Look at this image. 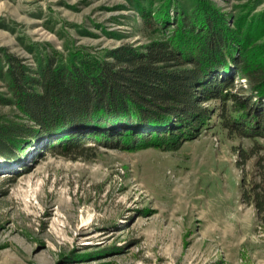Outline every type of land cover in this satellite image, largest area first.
<instances>
[{
  "label": "rangeland",
  "instance_id": "obj_1",
  "mask_svg": "<svg viewBox=\"0 0 264 264\" xmlns=\"http://www.w3.org/2000/svg\"><path fill=\"white\" fill-rule=\"evenodd\" d=\"M163 1L0 0V55L6 48L35 67L36 55L52 49L144 45L168 32L143 22L142 11L157 15ZM211 1L230 25L241 13L237 24L254 20L247 34L264 40V0ZM228 70L217 76L232 80L230 92L247 93L246 79ZM221 103H201L216 111L208 124L164 148L153 139L91 141L84 153L61 154L64 128L20 140L13 157L0 155V264H264V226L241 200L236 164L241 150L264 153V135L229 131L217 113L232 100ZM0 117L29 122L1 102Z\"/></svg>",
  "mask_w": 264,
  "mask_h": 264
},
{
  "label": "trees",
  "instance_id": "obj_2",
  "mask_svg": "<svg viewBox=\"0 0 264 264\" xmlns=\"http://www.w3.org/2000/svg\"><path fill=\"white\" fill-rule=\"evenodd\" d=\"M155 13L142 11L145 29L168 32L144 45L76 47L65 54L52 49L36 55L35 67L1 48L0 79L7 95L0 102L13 105L29 122L0 117V155L13 157L20 140L63 128L61 154L84 153L91 141L135 146L153 139L164 148L208 124L216 111L209 113L201 103L210 99L232 100L230 111L221 103L217 113L229 131L264 135V40L247 34L258 24H237L242 13L228 24L211 0H164ZM231 66L248 82L247 93L230 92L232 80L217 76ZM238 156L241 200L255 208L264 226V153L241 150Z\"/></svg>",
  "mask_w": 264,
  "mask_h": 264
}]
</instances>
